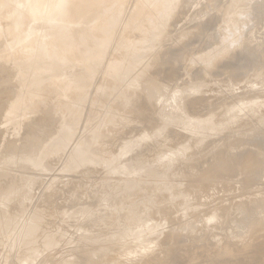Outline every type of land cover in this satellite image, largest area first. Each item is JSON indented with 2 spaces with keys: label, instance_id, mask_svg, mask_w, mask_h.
Returning <instances> with one entry per match:
<instances>
[{
  "label": "rangeland",
  "instance_id": "rangeland-1",
  "mask_svg": "<svg viewBox=\"0 0 264 264\" xmlns=\"http://www.w3.org/2000/svg\"><path fill=\"white\" fill-rule=\"evenodd\" d=\"M66 2L0 0V252L17 244L24 264L37 225L58 243L31 264H264V0ZM78 141L163 186L67 171ZM34 156L44 171L8 163Z\"/></svg>",
  "mask_w": 264,
  "mask_h": 264
},
{
  "label": "bare ground",
  "instance_id": "bare-ground-1",
  "mask_svg": "<svg viewBox=\"0 0 264 264\" xmlns=\"http://www.w3.org/2000/svg\"><path fill=\"white\" fill-rule=\"evenodd\" d=\"M170 0H158V2H157V4L159 5V6H165L168 2H169ZM71 2V0H67V2H66V4L63 6V7H59L60 9L59 10H63V8L64 7H67L68 8V5H69V3ZM25 6V5H24ZM23 8V7H22ZM8 9H9V7H8ZM11 9V8H10ZM9 9V10H10ZM26 9H29V7L27 6V8ZM8 10V11H9ZM7 11V12H8ZM10 11H12V9L10 10ZM9 13V12H8ZM6 13V15H5V17H6V21H8V15L10 14V18H12L11 19V21L12 20H16L15 18V16L14 15H11V13ZM128 14V13H127ZM19 19H23L22 17L23 16H17ZM26 19V18H25ZM10 20V19H9ZM24 20V19H23ZM41 28V27H40ZM66 32V31H65ZM40 33V32H39ZM63 34H64V32H63ZM66 35V34H65ZM65 35L63 36V35H60V36H62V37H60V36H58L59 37V39H61V40H64L62 43L64 44V42L65 41H67V40H69V36H66V37H68V38H65ZM68 35V34H67ZM68 45V44H67ZM67 45H62V47L61 48H59V52H61L62 53V50L64 49L65 51L67 50L68 51V46ZM66 46H67V49H65L66 48ZM1 47V46H0ZM65 47V48H64ZM69 48H71V47H69ZM72 49L74 50V52H75V50H76V48H71V52H72ZM63 50V51H64ZM66 51V52H67ZM66 52H63L64 54L66 53ZM35 54V53H34ZM58 55H59V53H57ZM66 55V54H65ZM64 55V56H65ZM34 60V59H33ZM95 61V60H94ZM78 62V61H77ZM89 64H91V62H89ZM95 65V64H94ZM163 65V64H162ZM88 66V65H87ZM87 66H85L86 67V69L88 70V67ZM158 67L159 66H161V65H157ZM30 67H31V64H30ZM53 66H51V68H52ZM156 67V66H155ZM84 67H81L79 70L81 71V69H83ZM160 68V67H159ZM31 69V68H30ZM85 69V70H86ZM154 69V68H153ZM77 71V78L76 79H80L81 78V76L83 77V74L82 73H84V75L85 76H87L86 75V71L84 72V69H83V71L82 72H79L78 71V69L76 70ZM56 72V71H55ZM250 73V72H249ZM84 76V77H85ZM74 79V78H73ZM186 90H188L189 92L190 91H195L196 89L195 88H187ZM67 94V93H66ZM50 95V94H49ZM242 95V94H241ZM145 96V95H144ZM40 99V98H39ZM137 99H139V98H137ZM197 102V101H196ZM43 103V102H42ZM128 104H131L130 102H127ZM126 103V107H128V104ZM138 106V105H137ZM166 107H168V110H166V111H163V120L165 121V123L166 122H168L167 121V119H169V121L171 120V118H170V116L171 117H173L174 115H175V113H176V111H177V108L174 106V105H171V104H167V105H165ZM125 108V107H124ZM128 108H130L131 109V107H128ZM129 109H127V111H128ZM183 121V120H182ZM196 121V120H195ZM178 122V121H177ZM191 123V122H190ZM200 124V123H199ZM151 125V124H150ZM181 125H182V123H181ZM184 125H186V124H184ZM195 125H196V123H193V124H190V126L191 127H195ZM189 127V126H188ZM199 127V126H198ZM208 127V126H207ZM197 128V127H196ZM195 128V129H196ZM202 128V127H201ZM190 129V128H189ZM199 129H200V127H199ZM71 132L70 131H66V132H60V130L58 129V131H57V137H58V139H59V141L61 142V144H63V145H65V143L67 142V140L69 139L70 140V138H71V134H70ZM144 139H147L146 137H141V139L139 140V141H133V142H130L128 145H126L123 149H122V151L120 152V153H118V155H123V154H127V153H130L131 151V149L133 148V147H136V145H138V142H140L141 140H144ZM142 142V141H141ZM204 142V141H203ZM70 145V144H69ZM69 147V146H68ZM13 149H15V147H11V148H7V150L8 151H11V150H13ZM191 150H192V147H191ZM194 150V149H193ZM74 151H75V155L73 154V155H70V160H72L71 161V163H70V165H68L67 166V168H66V170L67 171H73V170H75V169H77V168H79V167H81V166H83V164H84V162H90L91 164H97V165H101L102 167L103 166H106L107 165V169H108V173L109 174H123L124 175V178H123V180H124V183H126L125 185H126V187L128 188L129 186L128 185H130L131 183L132 184H136L137 183V180H141L142 178H144V177H142L141 178V176H139L138 175V173L141 171V170H148V173H147V177L146 178H150V180L151 181H154V180H159V177H164V179H162V178H160V180L161 181H163V180H165V176L164 175H160V173H156L155 171H154V169L153 168H151L148 164L147 165H143L144 167H139V169H135L134 167H132V166H129V165H120V164H112V163H114V161H115V159L117 158V156L115 157V159L114 160H111V161H101L99 158H94V157H92L90 154H89V151H88V149H87V147L85 146V144L83 143V142H80V141H78L76 144H75V147H74ZM130 151V152H129ZM189 153V152H188ZM64 156H65V154H63ZM124 157V156H123ZM38 157H36V156H34V158H31L30 160H20V159H9L8 160V163L11 165V167L12 168H15L16 167V165H18V164H20V163H22V162H26L27 164H33V165H35V166H37L38 167V169H39V167H41V160L40 159H37ZM62 160V159H61ZM119 160V159H118ZM117 161V160H116ZM229 161H231V160H229ZM233 161V160H232ZM223 162H221L220 164H218L219 166L222 164ZM226 163V162H225ZM233 163V162H232ZM111 164V165H110ZM172 164V163H171ZM228 164H229V162H228ZM108 165H109V167H108ZM225 165V164H224ZM231 165V164H230ZM229 165V166H230ZM141 166V165H140ZM228 166V165H227ZM232 166V165H231ZM222 167V166H221ZM42 168V167H41ZM41 168H40V170H41ZM215 168H218V167H216L215 166ZM224 168H228V167H224ZM230 168V167H229ZM229 168H228V170H229ZM232 168V167H231ZM235 168V167H234ZM37 169V170H38ZM167 169V168H166ZM218 169H220V168H218ZM222 169V168H221ZM213 170V169H212ZM35 171V170H34ZM39 171V170H38ZM42 171H44V169L42 168ZM216 171V170H215ZM223 171V170H222ZM227 171V170H226ZM230 172H231V170H229ZM40 172V171H39ZM38 172V173H39ZM50 172V171H49ZM219 172V171H218ZM217 172V173H218ZM221 172V171H220ZM26 173V172H25ZM43 173V172H42ZM53 173V172H52ZM216 173V174H217ZM223 173V172H222ZM44 174H46V173H44ZM41 175V174H40ZM48 175H49V173H48ZM214 175V174H213ZM40 177H42V176H40ZM167 177V176H166ZM214 177V176H213ZM216 177V176H215ZM214 177V178H215ZM217 177H218V174H217ZM32 178V177H31ZM210 178H212V175H211V177ZM143 180V179H142ZM156 180V181H157ZM37 181V180H36ZM161 181H159V182H161ZM209 181V180H208ZM204 182H206V181H204ZM156 183V182H155ZM36 184V186H37V183H35ZM208 184V183H207ZM24 185H25V183H24ZM161 185H162V183H159L158 184V181H157V184H155V188L156 189H160L161 188ZM163 186V185H162ZM202 187H203V185H202ZM74 193H76V192H74ZM27 196V195H26ZM23 200H21V202H22ZM261 207V206H260ZM264 209V208H263ZM259 210H261V209H259ZM71 211V210H70ZM69 212V211H68ZM43 215L44 216H46V217H48L49 215L51 216H55L56 218V221L54 220V222L53 223H55V222H57L58 221V219H57V214L56 215H54V214H52V213H50V212H48V210L46 211H44L43 210ZM85 213V214H84ZM212 213V212H211ZM260 213V212H259ZM262 213H263V211H262ZM262 213L261 214H259V215H262ZM72 214V213H71ZM74 214L76 215L77 213H73V216H74ZM79 215V214H78ZM83 215H90V213H89V211H84L83 212ZM210 215V214H209ZM212 216H214L213 215V213L211 214ZM72 216V218L73 219H75L74 217ZM219 216V215H218ZM263 216H264V214H263ZM262 216V217H263ZM81 217H82V214H81ZM221 217H222V215H221ZM261 216H259V219H261L260 218ZM67 218L69 219L70 217H68L67 216ZM66 218V215H65V219H67ZM72 218L70 219V220H66V221H68V223L71 221V223H72V221L74 222V220H72ZM216 218V217H215ZM62 219H64V218H62ZM76 220V219H75ZM207 220V219H206ZM216 220H218V219H215L214 221H216ZM62 221V220H61ZM209 221H210V219H209ZM212 221V220H211ZM62 222H64V221H62ZM62 222H60L59 224H60V226L62 227V225H61V223ZM76 222V221H75ZM247 222H248V219H247ZM52 223V224H53ZM66 223L67 222H65V225H64V227H62V229H66L65 228V226H66ZM51 224V223H50ZM56 224H58V222L56 223ZM58 224V225H59ZM63 224V223H62ZM70 224V223H69ZM40 225V224H39ZM55 224H53V225H51V226H54ZM57 225V226H58ZM68 225V224H67ZM46 226V228H47V225H44V227ZM50 226V227H51ZM74 225L73 224H71L70 225V227H73ZM39 228H38V226L37 225H35V226H32L31 227V233H32V235H33V237H32V245H33V247H32V245H31V248L29 249V250H25V249H23V256H24V260H23V262H24V264H31L32 262H34V261H36L37 259H39L40 257H38L39 256V252L42 250V249H44V250H46L47 248H53V247H57L56 245H57V243H58V240H57V238L54 236V234H52V235H48V236H46V237H44L43 239H42V241L40 242V244L39 243H36L37 242V240H35V239H37L36 238V232H37V230H38ZM68 229V228H67ZM50 230H52V228L50 229ZM54 230H56V229H54ZM61 230V229H60ZM59 230V231H60ZM91 230V229H90ZM30 231H28V232H30ZM66 231V230H65ZM68 231V233L70 232V230H67ZM24 232V231H23ZM51 232V231H50ZM91 233V232H90ZM205 236V235H204ZM28 237H31V236H29L28 235ZM181 237V236H180ZM179 237V238H180ZM200 237H201V235H200ZM26 238V237H25ZM183 238V237H182ZM181 238V239H182ZM205 238V237H204ZM23 239V238H22ZM66 239V238H65ZM184 239H186V238H184ZM196 239V238H195ZM202 239V238H201ZM180 240V239H179ZM191 240V239H190ZM192 240H194V239H192ZM20 241V240H19ZM195 241V240H194ZM198 242V241H197ZM193 243V242H192ZM185 246V245H184ZM253 246V245H252ZM16 247H17V244H12V245H10L9 246V248H8V250L5 252V253H1L0 252V256L1 255H3L4 256V254H5V257H4V259H5V261H6V263H9L10 262V264H12L11 263V261L12 260H15V258L17 257V249H16ZM259 247V246H258ZM41 248V249H40ZM168 248V247H167ZM179 248V247H178ZM166 249V248H165ZM251 250H252V248H250ZM44 250L42 251V253L44 252ZM246 250V249H245ZM175 251V250H174ZM237 251V250H236ZM236 251H234V252H236ZM240 252V251H239ZM247 252V251H246ZM261 252V251H260ZM42 253H40V255L42 254ZM45 253V252H44ZM165 253V252H164ZM170 253V258H171V256L173 255L172 254V251L171 252H169ZM168 253V254H169ZM233 253V252H232ZM243 253H244V251H243ZM242 253V254H243ZM251 253V252H250ZM257 253V252H256ZM166 254V253H165ZM172 254V255H171ZM261 254V253H260ZM260 254H259V256H260ZM231 255V254H230ZM232 256V255H231ZM244 256V255H243ZM242 256V257H243ZM257 256V255H256ZM256 256H254L253 255V257H256ZM239 257V256H238ZM241 257V256H240ZM239 257V258H240ZM244 257H248L247 256V254H246V256H244ZM258 257V256H257ZM256 257V258H257ZM261 257V256H260ZM263 257V256H262ZM261 257V258H262ZM168 258V257H167ZM229 258V257H228ZM228 258H226L227 260H228ZM255 258V259H256ZM152 259V258H151ZM154 259V258H153ZM156 259V258H155ZM191 259V258H190ZM236 259H237V257H236ZM242 259V258H241ZM263 259V258H262ZM157 260V259H156ZM167 260H169V259H167ZM167 260H165L166 262H167ZM207 260V259H206ZM221 260V259H220ZM230 260H231V258H230ZM243 260L244 259H242V262H243ZM259 260V259H258ZM239 261H241V260H239ZM246 261H247V259H246ZM245 261V262H246ZM252 261V260H251ZM260 261H261V259H260ZM129 262V261H128ZM150 262V261H149ZM154 262V261H153ZM152 262V263H153ZM159 262V261H158ZM210 262V261H209ZM213 262H215V261H212V263ZM256 263H257V259H256V261H255ZM255 262H254V264H255ZM5 263V264H6ZM160 263H162V262H160ZM212 263H208V264H212ZM234 262H231V264H233ZM237 263V262H236ZM236 263H234V264H236ZM253 263V262H252ZM156 264H159V263H156ZM163 264V263H162ZM169 264V263H168ZM172 264H173V262H172ZM215 264H216V262H215ZM217 264H218V261H217ZM220 264H222V263H220ZM239 264V263H238ZM262 264V263H261Z\"/></svg>",
  "mask_w": 264,
  "mask_h": 264
}]
</instances>
